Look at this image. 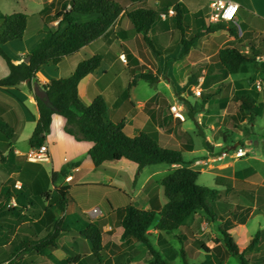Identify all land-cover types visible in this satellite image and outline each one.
I'll list each match as a JSON object with an SVG mask.
<instances>
[{
    "label": "crops",
    "instance_id": "1",
    "mask_svg": "<svg viewBox=\"0 0 264 264\" xmlns=\"http://www.w3.org/2000/svg\"><path fill=\"white\" fill-rule=\"evenodd\" d=\"M52 1L54 0L42 2V8H38L32 14H29L27 10H21L29 16L27 33L24 39L9 42L4 47L5 52L12 58L14 64L23 63L28 58L29 53L44 38L47 25L41 17V12ZM115 1L121 4L126 11L135 8L129 0ZM154 1L159 4L161 0ZM162 1L170 7L161 15H168L172 9L176 15L175 7L176 4H179L180 8L184 10V15L192 16V21L194 16H199L204 9L201 7L203 0ZM204 1H206L208 13L209 0ZM228 1L237 3L240 6V12L235 23H225L223 30L211 34L210 39L217 42L214 45L221 43L218 52L227 42L235 39L229 33L230 29H235L234 26L238 27L240 31L239 37L243 35L241 24L246 33L245 42L253 41L259 46L261 41L264 40V0ZM15 12L18 11L12 10L11 13H8L0 10V15ZM175 15H168L167 18L160 16L153 30L149 33L148 38L157 50H154L145 42L143 34L137 33L129 20L122 14L114 24L111 35L84 47L79 52L65 58L58 65L43 66L36 76L38 83L44 88L52 80L68 78L73 75L77 66L86 57L102 54L104 60L101 67L87 76L79 85V96L83 104L89 106L95 96L102 95L110 110V121L116 122L125 119L128 135L136 136L149 124H152L160 133L169 137L167 142H175L184 151V164L179 165L157 164L140 169L134 162L121 160L119 162H105L101 167L96 168L89 156L93 144L86 141L78 142L74 137L68 135L65 132L66 119L54 115L51 130L47 134L44 143L49 148V162L40 165L43 166L49 176L52 173L58 174V188L70 187L68 197L71 194L73 203L69 204L66 213H60L56 208L52 211L56 215V220L62 219L64 221V231L61 232L59 237L72 234L80 229L78 236L80 238V249L75 257L91 256L90 242L82 236L81 232L85 230L88 224H98L101 227L103 243L110 258L123 254L129 257V260L126 259V263L130 260L137 261L140 256L138 253L140 244L125 243L121 240L123 229L117 225V217L114 212L129 204L156 213L158 221L155 224L153 223V227L149 230L152 232V240L168 242L169 235H174L177 239L180 231L166 234L160 232L157 227L160 222L159 213L168 203L161 183L170 173L182 167L199 171L201 176L209 173L213 177L210 187L219 190L221 192L219 201L227 204V207L219 208L218 214L221 218L218 220V224L222 226L226 222L232 221L234 228L229 232L233 237L235 236L234 231L238 227H243L246 233L243 237H249L250 239L258 231L264 230L262 223H259L261 228L256 230L254 234L247 232V225L253 219L259 216L264 218V215L257 213L256 204L257 200H264V153H254L252 149L246 148V145L255 144L264 151V138L253 141V138L257 135V120L264 114V94L263 99L261 98L263 105L261 116L255 117L253 122L250 120L251 116L240 122L234 120L239 112L238 103L235 101L236 97L244 90L253 91L254 93H258L257 90H259L264 93V82L262 84L260 81H256L255 84L248 82L251 77L249 68L246 73L229 77L216 73L215 71L218 69L216 55L218 52L213 56L204 58L202 62L195 59L193 52L200 45V42L183 56L184 48L181 45L180 33L173 21ZM90 19L89 17H81L82 21ZM244 51L246 53L250 52L248 48H245ZM177 53H180L179 57L174 56ZM123 56L126 57L125 65L120 61ZM154 63L157 65V70H154L151 65H154ZM159 63L165 64L167 73L175 82L181 80L182 77L187 81L190 75L189 79H193V82L199 79L201 89L204 90L205 99L209 98L211 92H216L215 97L208 99L206 102H203L202 97H199L201 103L198 102L199 99H194L190 103L191 110L188 106H183L181 108L183 112L179 113L180 116L177 119H173L169 115V109L172 105L171 99L161 91H157L147 98H136L133 91L138 84L135 83L138 80L137 76L153 72L151 74L158 78V85H163L160 82L162 78ZM142 70L144 71L142 72ZM127 72L128 77H130L128 79L124 78ZM9 73L10 70L6 61L0 56V80L6 78ZM129 80L132 82L131 84L135 83L132 88L129 84L126 85V81ZM205 81L206 83L203 85ZM236 83H241L242 86L239 87ZM254 86H256V89ZM165 89L171 91L166 87ZM128 90L129 99L125 98ZM0 106L5 107L3 117L15 131L14 153L16 157L26 158L32 149L29 141L40 118L35 94L30 89L29 82H23L18 87H0ZM225 122L228 123V127L231 122L232 126L235 127L249 123L254 129L255 135L253 138H246L242 144L243 146H240V141L230 145L229 141L231 139L216 137L217 130L222 128ZM193 123L200 124L203 135L199 136L197 134L198 128ZM56 132H58V136ZM22 141L26 144L23 148H21ZM237 146L243 147L248 154L244 158L231 159L230 157L235 153L234 150ZM229 151L234 152L229 154ZM224 155L226 157H223ZM164 165H167V167H164ZM148 168H153L150 173L147 172ZM63 170L64 174H61ZM57 187L51 186L52 196L56 195L55 189ZM78 187H83V191L87 193L80 194L76 200L72 193ZM47 205L48 203H46ZM84 206H87V210L82 211V209H85ZM110 207H112V212ZM94 209H99L101 214L94 217L91 214ZM231 211L239 212L236 220L235 217L230 216ZM79 212L82 213L83 217H80ZM249 212L246 223L240 224L242 216H246ZM44 213L43 211L41 214ZM198 214L200 212L196 215ZM196 215H193L186 222L193 232V235L188 234V238L191 240L193 238L199 239L197 232L199 233L200 230L196 222L192 220ZM204 225L206 223L201 224L200 227L203 228ZM180 247V249L175 247L173 249L178 253H181V251L186 252V257L191 254L198 255L201 252L195 247L189 248L182 245ZM71 249L76 252L75 245ZM163 252L171 253L168 249ZM146 261L149 264L152 262L151 259H146ZM71 264L98 263L94 259L84 257L77 263L72 262Z\"/></svg>",
    "mask_w": 264,
    "mask_h": 264
},
{
    "label": "trees",
    "instance_id": "2",
    "mask_svg": "<svg viewBox=\"0 0 264 264\" xmlns=\"http://www.w3.org/2000/svg\"><path fill=\"white\" fill-rule=\"evenodd\" d=\"M129 1L135 6L129 11L115 0L52 1L41 12V17L47 25L44 38L29 53V63L23 62L19 65L14 64L4 47L9 42L24 39L29 16L23 12L1 14L0 56L6 61L10 73L0 80V87H18L29 81V87L33 91V82H38L36 76L43 66L58 65L84 47L108 37L122 14L155 50L148 35L161 13L170 6H166L162 0L159 4L154 0ZM205 2L203 0L202 13L194 16L193 21L192 16L184 15V10L176 4L173 21L180 33L184 54L195 48L202 38L225 28L224 24H206ZM81 17L91 19L82 21ZM55 22H58L57 28L51 26ZM240 27L243 35L238 37V31L230 29V35L235 39L227 42L216 55L218 69L215 72L225 77L246 73L249 64L256 58H264V40L259 46L253 41L245 42L246 33L242 24ZM245 48L250 52H244ZM103 60L102 54L88 56L77 66L73 75L52 80L45 85L44 89L49 95L51 106L35 96L40 118L29 141L31 148L41 147L45 143L53 124V117L59 115L67 121L65 132L68 135L78 142L86 141L93 144L89 156L96 168L105 162L121 160L134 162L140 169L157 164H184V151L175 142H167L169 137L160 133L152 124L138 135L130 136L127 133L125 119L110 121V110L102 95L95 96L89 106L83 104L79 96V85L101 67ZM139 79L152 85L158 82V78L152 74H142ZM205 83L206 81L203 85ZM195 84L196 82L189 81V85ZM236 84L242 86L241 83ZM215 95L216 92H211L209 98L205 99L202 90L201 97L203 102H206ZM125 98L129 99V90ZM261 98L257 92L248 90L241 92L235 99L239 109L237 117H234L235 122L246 120L249 116L253 122L255 117L261 116L263 109ZM4 111L5 107L0 106V162L7 170L17 174V177H12L5 183L0 182V231L6 233L5 237L9 241L5 247H0V264H11L19 254L42 255L46 250L58 249V237L64 231V221L56 220L52 210L56 208L60 213H66L73 201L68 197L70 187H57L56 195L52 196L51 186L57 180V173L49 176L42 165L29 162L24 157H16L13 149L15 131L4 119ZM61 174H64V170ZM200 176L199 171L182 167L163 179L161 184L168 203L159 213L158 230L166 234L180 231L177 239L182 246L204 251L207 256H214L218 264H225L231 256L238 258L241 264H264V230L258 231L244 250L238 247L229 232L234 228L232 221L220 226L223 245L215 243L213 248H209L204 241L188 238L189 233L193 235L192 229L186 224L189 218L204 212L207 219L215 223L221 218L218 214L219 208L227 207L225 202L219 201L221 197L219 190L197 184ZM17 183L21 184L20 188L17 187ZM13 200L16 205L10 206ZM256 204L257 213L264 215V200H257ZM110 208L112 210V207ZM43 211L45 213L41 214ZM114 212L117 225L123 229L121 240L145 246L152 257L151 264H171L180 256L186 258L184 251L178 253L170 247L168 250L171 253L168 254L160 252L155 247L152 235L148 233L153 227L155 212L142 210L133 204ZM250 212L242 216L240 224L246 223ZM32 213L35 215L32 216ZM238 213L231 211L230 216L236 218ZM81 234L90 242L91 256H77L63 261L62 264L77 263L84 257L94 259L98 264H105L109 255L103 243L101 227L98 224H88ZM248 255L252 257L248 259Z\"/></svg>",
    "mask_w": 264,
    "mask_h": 264
},
{
    "label": "rangeland",
    "instance_id": "3",
    "mask_svg": "<svg viewBox=\"0 0 264 264\" xmlns=\"http://www.w3.org/2000/svg\"><path fill=\"white\" fill-rule=\"evenodd\" d=\"M44 1H46V0H0V8H1L0 10H2V12L6 11L8 13H11L12 10H17L18 12H21V10H27L29 12V14H32L38 8H42V2H44ZM206 24L210 25L208 20H207V17H206ZM57 25H58V22L51 24V26L54 28H57ZM234 27L239 32L238 33V37H239L240 31H239L238 27H236V26H234ZM210 37H211V34L202 38L200 41V45L197 46L196 50L193 52V55H195V57H196L195 59H198L199 62H202L203 59L206 57H210V56L215 55L218 52V49L221 48V45H220L221 43L219 45H214L215 43L217 44V42H214L213 40H211ZM212 45H214V46H212ZM155 50H157V49L155 48ZM158 52H160V51H158ZM179 55H180V53L174 54V56H176V57H179ZM182 55L185 56V54H182ZM123 58L126 59L125 56ZM120 61L122 62V64H124L122 57H121ZM151 65H152L154 70H157L156 63H154V65L153 64H151ZM158 65L161 67L160 68L161 69L160 76L162 79L160 82L163 85H158L159 81L156 84L152 85L145 80H140L139 76H137L138 80L135 83H138V84L133 91L135 93L136 98H139V99L147 98L150 95H153L154 93H156L157 91H161L163 94L168 95V97L171 99L172 105L169 109L170 110L169 115L173 119L179 118L178 115H179V113L183 112V109H181L183 106H186V107L188 106L189 110H191L190 109V105H191L190 103L194 99H199L198 100L199 103L202 102L200 100V98L195 94L197 89L202 90L201 89L202 86L200 84L199 79L194 81V82H196V85H189L190 75H189L187 81L184 80V77H182L181 80L179 79L178 82H175L174 79L167 73V70L165 69V64L159 63ZM248 68L250 69V72H251V77H250L248 82H252V84H255L256 81H260L262 84L264 82V60H263V58H256L253 61V63L249 64ZM143 71L144 70H142V72ZM151 73H153V72H150V74ZM125 77H126V79L130 78V77H128V72L124 76V78ZM177 79H178V76H177ZM130 80L128 82L126 81V85L129 84V86L132 88L135 83L131 84L132 82ZM134 81H135V79H134ZM165 87L171 91H167L165 89ZM254 87L256 89V86H254ZM257 91L263 99V94H264L263 91H259V90H257ZM186 94H188V96H186ZM193 125H195V127L198 128L197 134L199 136L203 135L202 127L200 126V124L198 123V125H197V124L193 123ZM256 128H257L256 129L257 135L253 138V136L255 135L254 129L250 126L249 123L248 124L244 123L242 125H239L238 127H235V126H232V122H231L230 126L228 127V123L225 122V125L222 128H220L219 130H217L216 137H219V138L226 137V138L231 139L229 141L230 145L232 143L240 141V143H241L240 146H243L242 144L246 138H253V141H259L261 138H264V114L262 117H260L257 120ZM56 135L57 136L59 135L58 132H56ZM24 145H26V144H24L22 141L21 148H23ZM237 148H239V147L237 146L235 148L234 154H233L234 151H231V152L229 151V154H233V156L230 157L231 159H236V158L239 159V158H244L247 156L246 155L243 157H238L236 155ZM246 148L252 149L254 151V153H257V152H261V153L263 152L264 153L262 148H258L255 144L254 145H246ZM223 157H226V155H224ZM46 166L49 168L48 165H46ZM164 167H167V165H164ZM151 169H153V168H148L147 172L150 173ZM49 170H51V169L49 168ZM12 177L16 178L17 174H15L12 171L7 170L5 168V166H3L0 162V182L5 183L8 181V179H10ZM212 180H213V177L209 173H206L199 178L197 184L199 186H202V187L211 188L210 185H211ZM58 185H59L58 180H56L53 184V187H57ZM211 189H213V188H211ZM83 193H87V192L83 191V187H78L72 193V196L77 200V196H79L80 194H83ZM70 195H69V198L73 201V199L71 198ZM89 200H91V199H89ZM71 203H73V202H71ZM10 206H13V201L10 203ZM83 208H85V209H82V211L87 210V206H84ZM110 211H111V209H110ZM80 212H79L80 217H83V215H81L82 213L80 214ZM29 214H31V213H29ZM91 214H92V212H91ZM34 215H35V213H32V216H34ZM192 220L194 222H196V224L198 225L197 227L200 230L199 233L197 232V237L201 241H204L207 247L213 248L215 246V243H220L223 245L224 240H223V236L220 232V226H219L218 222L212 223L211 221H209V219H207L206 214L204 212H200V214L196 215V217ZM235 220H236V218H235ZM157 221H158V217L155 218L154 224ZM203 223H206V225H204V227L202 228V226L200 227V225ZM259 223H262V226H264V218L263 217L259 216V217H256L255 219H253L247 225V232L254 234V232L256 230L261 228L259 226ZM79 231H80V229H77V231H74V233H72V234H68V235H64V236L61 235L58 238V241H59L58 242V249L46 250L42 255L19 254L14 259V262H12L11 264H62L63 261H65L67 259H71V258L75 257L76 255H78L77 253L79 252V249H80V244H79L80 238L78 237ZM15 233L11 236V239L14 237ZM148 233H150L152 235V232L148 231ZM234 234H235L234 240H235V243L238 245V247H240L241 250L246 249V247L250 244L252 239H250L249 237H247V238L243 237L244 234H246L244 228L238 227L234 231ZM5 235H6L5 232L0 231V247H5V245H7V243H9V241H7V238L5 237ZM118 240H119V238H118ZM152 241H154L153 244L155 245V247L159 251H162V253L165 249H169L170 247L171 248L175 247L177 249L181 248L179 241L176 239V236H174V235H169L168 242L167 241L162 242L161 240H159L158 242L155 240H152ZM73 244L76 247V252H73L71 249L74 246ZM138 253L140 254V256L138 257L137 261L136 260L135 261L130 260L128 263H126V259L129 260V257H126L125 255L122 254L120 256L113 257V258L109 257L108 261H106L105 264H149V263H147L146 259L152 260V257L148 253L147 248L141 244L139 245ZM247 257H248V259H250L252 257V255H248ZM171 264H218V263H217V260L214 258V256L209 257V256H207V254L204 251H201V252H199L198 255L191 254L190 256H188L186 258L179 257L176 261L171 262ZM225 264H241V263H240V260L238 258L231 256L225 262Z\"/></svg>",
    "mask_w": 264,
    "mask_h": 264
},
{
    "label": "built area",
    "instance_id": "4",
    "mask_svg": "<svg viewBox=\"0 0 264 264\" xmlns=\"http://www.w3.org/2000/svg\"><path fill=\"white\" fill-rule=\"evenodd\" d=\"M240 12V6L232 1L228 0H209L208 3V13L207 20L210 25H219L224 23H235L238 20V15ZM168 15H175V11L172 9L169 11ZM167 14L161 15L163 18L168 17ZM124 57V56H123ZM122 57L123 62L126 63V59ZM198 97H201L202 90L197 89L195 93ZM180 115H178L179 117ZM236 155L238 157H243L247 155V152L239 147L236 150ZM27 160L32 163L44 164L49 162V148L46 144H43L41 147L32 148L26 156ZM17 187L20 188L21 184H17ZM16 203L13 200V206ZM101 214L99 209H94L92 215L97 217Z\"/></svg>",
    "mask_w": 264,
    "mask_h": 264
},
{
    "label": "water",
    "instance_id": "5",
    "mask_svg": "<svg viewBox=\"0 0 264 264\" xmlns=\"http://www.w3.org/2000/svg\"><path fill=\"white\" fill-rule=\"evenodd\" d=\"M29 61L30 59L27 58L24 62L29 63ZM33 91L36 97L43 100L46 105L51 106V102L47 91L38 82L34 83Z\"/></svg>",
    "mask_w": 264,
    "mask_h": 264
}]
</instances>
